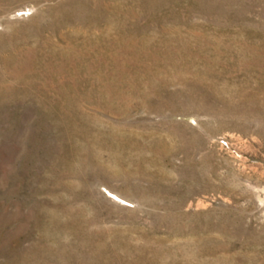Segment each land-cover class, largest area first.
I'll use <instances>...</instances> for the list:
<instances>
[{"label": "rangeland", "instance_id": "rangeland-1", "mask_svg": "<svg viewBox=\"0 0 264 264\" xmlns=\"http://www.w3.org/2000/svg\"><path fill=\"white\" fill-rule=\"evenodd\" d=\"M0 264H264V0H0Z\"/></svg>", "mask_w": 264, "mask_h": 264}]
</instances>
